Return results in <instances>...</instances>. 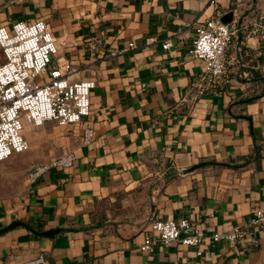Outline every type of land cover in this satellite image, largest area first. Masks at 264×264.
I'll list each match as a JSON object with an SVG mask.
<instances>
[{
  "label": "crops",
  "instance_id": "obj_1",
  "mask_svg": "<svg viewBox=\"0 0 264 264\" xmlns=\"http://www.w3.org/2000/svg\"><path fill=\"white\" fill-rule=\"evenodd\" d=\"M208 1L0 0V25L44 18L57 38L76 37L54 63L62 58L72 81L97 82L91 115L71 137L73 165L31 182L0 215V227L22 219L63 229L50 237L20 224L1 233L0 264L41 255L39 264H264V226L254 228L257 241L212 238L264 210V37L247 38L243 50L233 40L227 85L198 93L206 64L189 49L212 13ZM219 3L232 20L264 13V0ZM96 35L104 46L86 50ZM154 216L194 219L202 241L140 250Z\"/></svg>",
  "mask_w": 264,
  "mask_h": 264
},
{
  "label": "built area",
  "instance_id": "obj_2",
  "mask_svg": "<svg viewBox=\"0 0 264 264\" xmlns=\"http://www.w3.org/2000/svg\"><path fill=\"white\" fill-rule=\"evenodd\" d=\"M208 4L212 13L198 23L189 53L204 59L206 64L205 70L193 83L197 92L217 94L230 80L227 52L233 40L237 39V48L243 50L247 38L264 37V13L243 15L224 22L225 11L219 0H209ZM153 39L149 38V42ZM76 43V37L57 38L44 18L18 20L11 26L0 25V48L5 56L0 61V162L30 147L24 134L27 124L40 126L49 120L62 125L80 124L91 115V93L96 80L72 81L68 77L66 62L59 57L54 63L62 48ZM104 43V35H96L88 39L84 47L92 52L101 49ZM130 45L134 42L131 41ZM171 45L170 39L163 42L165 48ZM93 138V127L86 125L82 132L83 143L90 144ZM74 158L75 153L71 149L35 164L28 170V179L34 182L55 167L69 168ZM263 226L264 210L258 208L250 221L231 230L214 232L212 238L214 241L226 239L235 244L246 234H252V239L257 241L253 235L254 228ZM202 238L203 233L194 219L154 216L147 225L139 248L148 251L157 244L168 246L176 240L187 245L199 244ZM43 261L44 256L41 255L15 264H39Z\"/></svg>",
  "mask_w": 264,
  "mask_h": 264
},
{
  "label": "rangeland",
  "instance_id": "obj_3",
  "mask_svg": "<svg viewBox=\"0 0 264 264\" xmlns=\"http://www.w3.org/2000/svg\"><path fill=\"white\" fill-rule=\"evenodd\" d=\"M4 59L0 48V61ZM75 130V124L62 125L54 120L46 121L40 126L27 124L24 134L30 147L0 162V215L2 212L5 214L6 206L16 204L18 197L22 196V192L31 183L28 170L33 165L72 149L75 140L71 137Z\"/></svg>",
  "mask_w": 264,
  "mask_h": 264
},
{
  "label": "water",
  "instance_id": "obj_4",
  "mask_svg": "<svg viewBox=\"0 0 264 264\" xmlns=\"http://www.w3.org/2000/svg\"><path fill=\"white\" fill-rule=\"evenodd\" d=\"M232 17H233V12L229 11L223 15L222 20L224 22H229L232 20ZM193 168L194 167L189 168L188 170H192ZM20 224L26 225L27 227L33 229L38 234L47 235L50 237L55 236L59 231H61L63 229L62 227H54V228L47 229V230H39V229L33 228L32 226H30V224H28L27 222H25L22 219H15V220L11 221L9 224H7L6 226L0 227V234L9 230V229H12V228H14Z\"/></svg>",
  "mask_w": 264,
  "mask_h": 264
}]
</instances>
